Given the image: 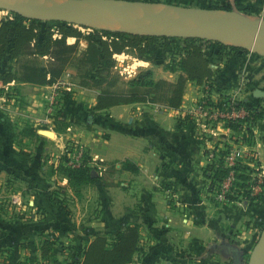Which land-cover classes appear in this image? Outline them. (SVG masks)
I'll return each mask as SVG.
<instances>
[{
  "label": "crops",
  "instance_id": "crops-1",
  "mask_svg": "<svg viewBox=\"0 0 264 264\" xmlns=\"http://www.w3.org/2000/svg\"><path fill=\"white\" fill-rule=\"evenodd\" d=\"M184 1L201 4L208 0ZM245 1L255 5L264 0ZM65 83L67 86L63 83L58 87L56 83H21L31 89L22 88L15 101H4L0 181L7 179L13 192L23 194L29 206H36L38 201L45 211L47 204L42 199L48 189V166L59 169L63 146L76 141L86 149L88 166L97 177L80 188L88 189L84 197L95 199L96 208L103 209L104 215L101 218L97 211L77 223L71 219V229L55 232L62 242L83 248L97 235H116L127 224L136 223L140 250L128 264H219L217 258L224 255L217 249L219 238L213 235L211 225L191 217L200 216L201 206L206 207L201 199V170L206 157L195 129L183 114L190 110L203 85L187 82L177 109L157 103H131L96 110V90L89 94V90L70 88ZM60 121L66 128L58 129ZM219 129L229 133L226 128ZM47 135L63 141L48 139ZM60 180L62 185L67 183L65 176ZM4 225L0 248L13 247L8 264H21L18 261L32 254L39 256L38 251L20 249L19 244L36 243L45 236L47 218ZM53 225L60 229L61 223ZM183 257L188 260L180 259Z\"/></svg>",
  "mask_w": 264,
  "mask_h": 264
},
{
  "label": "rangeland",
  "instance_id": "rangeland-1",
  "mask_svg": "<svg viewBox=\"0 0 264 264\" xmlns=\"http://www.w3.org/2000/svg\"><path fill=\"white\" fill-rule=\"evenodd\" d=\"M135 1L155 4L156 6L163 7L164 10L166 6H173L188 8L189 10L194 9L193 11L207 9L214 12H234L240 16H251L264 22V1L255 5L245 0H208L201 4H193L184 0ZM224 9H229V11ZM203 10L200 12H206ZM14 13L15 11L0 5V21L12 18ZM21 16L25 17L24 15ZM25 18L27 19V17ZM178 20H181V18ZM38 21L40 25L52 27V32H54L55 25L58 24V21L46 19H38ZM73 26L83 34L95 30H105L88 25ZM53 36L55 37L57 34L54 33ZM168 38L166 44L162 41L155 44V58L157 59L153 63L137 59L130 50L121 54H115V65L111 70V74L107 82L99 88L101 90L121 92L126 89L130 80L139 76L145 81L148 79L147 75H150V78L153 80L165 79L167 81H175L179 73L176 67L177 60L181 56L184 46L189 41L185 39L186 36L177 34ZM194 39H197L195 42L201 46L217 77L214 78L212 86L202 84L201 94L190 103V109L201 107V101L205 99L204 95L207 90L209 94L208 100L212 103L208 106L211 109L214 105L216 106L215 108L220 109L232 105L235 107L234 113L236 116L234 120L220 121L223 123L216 129L217 134L210 132H201L199 134L200 128L194 124V116L192 114H183L185 121L188 119L195 129L194 132L202 144L203 156L206 157L204 158L205 162L201 170V178L204 182V187L201 190V196H204L201 199L202 201L203 199L206 201V207L204 205L201 206L203 213L200 216L199 214H195L191 217L197 219V221L200 219L203 224L211 225L209 227L213 228V235L219 238L216 241L217 249L224 253V255L222 254L217 258L219 264H247L249 253L264 234V192H262L264 189V181H262L264 179V96L258 97L254 95V90L256 89L264 92V53L252 51L250 48L244 46L218 42L212 38ZM73 42V38L67 39V43ZM85 47L86 42L81 39L76 53L65 66L59 79L65 78V86H67L65 82H68L70 88L76 89L78 87L86 89L89 90V94H93L95 90L98 92L99 89L93 87L91 85L92 81H89L85 77L86 66L80 61ZM26 63L37 64L43 70L49 64V58L47 56L32 58L20 55L17 58L9 59L5 56L0 61V71L10 70L20 75L21 67ZM91 75H89V78L92 77ZM21 83L13 81L0 85V114L4 110L3 105L6 104L4 101L7 102L8 99L11 102L16 100V96L20 94L24 85ZM24 87L31 89L28 86ZM250 106L260 107L263 117L255 121L252 120L249 116L251 115L248 109ZM239 120H241V123ZM229 123L237 126V128L231 129L225 126ZM66 126L65 122L62 121L58 129H62V127L66 128ZM213 126L215 127L216 124H213ZM219 128H226L229 130V133L223 134ZM32 136L35 135L32 134ZM45 137L51 140L56 139L55 141H58L57 139L63 141V138L58 136L51 137L47 135ZM73 142L79 144L76 141ZM65 147L63 146V150ZM230 157L232 158L230 159ZM219 164L227 172L220 182L216 183L214 182L215 180L211 182L206 175H212ZM237 164L247 166L248 168L244 171L251 177L248 181L251 185L240 188V193H244L242 195L236 194L239 192L236 184L241 181L235 179V176H233ZM208 165H212L214 170L213 172L207 170L205 174L204 170ZM63 167L61 163L59 169H53L50 165L48 166V189L42 199L47 204L45 211L41 210L38 201L36 206H29L23 194L20 195L13 192L7 179L0 181V233L7 227L4 223H13L14 220H19L22 223L27 219H35L37 221L44 218L48 219L47 234L36 243H20L19 248L40 253L42 241L47 239L52 244L49 254L47 257H41V254L39 256L32 254L26 257V259L18 261L21 264H80L81 254L85 246L81 248V245L77 247L75 243L62 242L61 237L56 236L55 232L71 229L70 226H74V222H71V219L77 223L80 221V218H84V216L90 214L94 215L98 212L102 214L101 218H103L104 211L103 209L98 211L95 206L96 200H89L88 197H84L88 189L82 190V188H78L68 182L65 185L60 183V178L65 175L62 170ZM169 190H171L170 187ZM228 194L234 197L233 200L227 198L226 195ZM256 195H260V197L255 198ZM38 196L41 197L40 195ZM54 223H61L58 226L60 229L54 227ZM102 235H105L108 241L111 242L117 237L118 233L116 235ZM12 249L13 247L11 246L0 248V262L2 264H8L7 261L10 260L8 255ZM180 259L187 261L188 257Z\"/></svg>",
  "mask_w": 264,
  "mask_h": 264
},
{
  "label": "trees",
  "instance_id": "trees-1",
  "mask_svg": "<svg viewBox=\"0 0 264 264\" xmlns=\"http://www.w3.org/2000/svg\"><path fill=\"white\" fill-rule=\"evenodd\" d=\"M224 10L229 11V9ZM51 29L52 27L40 25L37 19H26L16 13L13 14L12 18L0 21V61L5 56L14 59L20 55L32 58L47 56L49 58V64L43 70L37 64L26 63L22 65L20 75L10 70L0 71V85L13 81L34 85H52L61 77L65 66L76 53L81 39L86 42L80 60L86 66L84 75L89 81H92L93 87L99 89L95 97L94 108L96 110L131 103H157L177 109L182 103L187 82L192 81L197 85L205 84L207 86L214 84V70L201 46L195 42L197 39L186 37L185 39L189 43L184 46L182 54L177 60L176 67L179 73L175 81L153 80L150 75H147L148 79L144 81L142 77L138 76L128 82L124 91L101 90L99 87L107 82L115 65V54L130 50L137 59L153 63L157 59L155 58V44L159 41L166 44L169 38L107 30H95L83 34L73 25L62 22L55 25L54 32ZM54 33L57 36L54 37ZM68 38H73L74 42L67 43ZM90 74L92 77L89 78ZM248 109L251 112L249 116L252 120L255 121L263 117L260 107L250 106ZM239 121L241 123V120ZM225 126L231 129L237 128L232 123ZM65 159L64 157L63 161ZM88 162L89 157L85 155L83 165L78 168H71L62 164L64 176L69 184L80 188L84 184L97 180V177L92 176V168L88 166ZM247 168V166L239 164L235 167L233 176L241 181L236 184L238 191L241 187L251 185L248 182L251 177L244 171ZM207 170L213 172V166L208 165L204 170L205 174ZM226 172L227 170L219 164L212 175H206V177L208 176L211 182L215 180L214 182L217 183L223 179ZM236 194L242 195L244 193L239 191ZM226 196L229 200L234 198L229 194ZM258 197L260 195H256L255 198ZM139 239L140 230L136 223L127 224L111 242L105 235H97L86 244L79 263L128 264L135 253L139 251ZM42 243L41 257H47L52 245L51 241L46 239Z\"/></svg>",
  "mask_w": 264,
  "mask_h": 264
},
{
  "label": "water",
  "instance_id": "water-1",
  "mask_svg": "<svg viewBox=\"0 0 264 264\" xmlns=\"http://www.w3.org/2000/svg\"><path fill=\"white\" fill-rule=\"evenodd\" d=\"M43 0H21L19 5H14L10 1L0 0V5L8 7L9 9L15 11L16 14L24 15L31 19H46L52 21H58L62 23H67L70 25H80V26H93L108 31L124 32L128 34H138V35H150V36H165L169 37L172 35H183L192 38H212L218 42H224L217 38L210 37L207 32L210 30L217 29L222 26L229 27L230 37H240L245 36L255 32L262 31L263 34V45L260 49L252 51L263 52L264 53V22L261 24H251L247 25L241 33H236L232 30L228 21L212 22L208 27L203 28L201 31H192L190 29H181V26L187 20H192L193 17L188 15V8H178L173 6H166L162 13H158L154 7L155 4L144 3L139 1H129V0H69L71 2L79 1L86 3L85 10L80 13H70V7L65 9L63 12H57L53 9L51 5H46L42 2ZM91 5H94L93 11L89 10ZM141 7H145L143 12L138 11ZM151 9H148V8ZM194 10V9H193ZM203 9L195 10L199 12ZM184 11L185 16L183 19L174 21L171 20L166 12H180ZM206 12H211L213 10H203ZM138 14L140 16L138 17ZM108 17L115 18L119 24V28H109L95 26L94 24L107 19ZM107 23H110L106 20ZM259 30V31H257ZM254 95L258 97L264 96V92L261 90H254ZM264 249V234L260 237L256 245L252 248L249 253L247 264H253L254 256Z\"/></svg>",
  "mask_w": 264,
  "mask_h": 264
},
{
  "label": "bare ground",
  "instance_id": "bare-ground-1",
  "mask_svg": "<svg viewBox=\"0 0 264 264\" xmlns=\"http://www.w3.org/2000/svg\"><path fill=\"white\" fill-rule=\"evenodd\" d=\"M10 1V3L14 5H19L21 0H4ZM46 5H51L53 9L57 12H63L65 9L70 7V13H80L85 10L86 3L74 1L71 2L69 0H43L42 1ZM158 13H162L164 8L161 6L154 7ZM94 5H91L90 9L93 11ZM145 7H141L138 11L143 12ZM148 9H151L150 7ZM168 17L171 20L178 21L179 18H183L185 16L184 11L180 12H166ZM188 15L193 17L192 20H187L181 26V29H190L192 31H201L203 28L208 27L212 22L219 21H228L232 30L236 33H241L247 25L251 24H261L262 21L260 19L251 17V16H240L237 13H225V12H196L193 10L188 11ZM140 14H138V17ZM108 20L110 23H107ZM95 26L100 27H109V28H119V22L113 18L108 17L105 20L99 21L94 24ZM259 31V30H257ZM263 32H255L253 35L249 34L244 38L240 37H230L229 27L222 26L214 30H210L207 32V35L210 37L217 38L221 41H224L228 44L232 45H245L250 47L251 49H260L261 45H263ZM225 43V44H226ZM255 48V49H254ZM250 50V49H249ZM264 55V54H263ZM253 264H264V249L258 252L253 258Z\"/></svg>",
  "mask_w": 264,
  "mask_h": 264
},
{
  "label": "built area",
  "instance_id": "built-area-1",
  "mask_svg": "<svg viewBox=\"0 0 264 264\" xmlns=\"http://www.w3.org/2000/svg\"><path fill=\"white\" fill-rule=\"evenodd\" d=\"M55 83L58 87L60 85L62 86L64 81L59 79ZM208 95V91L206 90V93L204 95L205 99H202L201 101V107L199 106L197 107V109L192 108L186 113L190 115L192 114L194 116V124H196V126H199L200 128L199 134H201V132H210L212 134H217L216 129H218L219 125L223 123L220 121L234 120V117L236 116L234 113L235 107L232 105L221 109L215 108L216 106L214 105V109H211V107L208 106L212 104L208 100ZM213 124H216V126L214 127ZM85 155H87V152L82 145L76 144L75 142H69L63 150V156L66 158L63 161V164L71 168H78L83 165ZM231 158L232 157H230V159Z\"/></svg>",
  "mask_w": 264,
  "mask_h": 264
}]
</instances>
